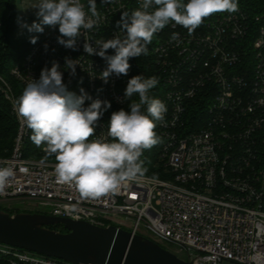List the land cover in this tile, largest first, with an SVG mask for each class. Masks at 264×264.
Returning <instances> with one entry per match:
<instances>
[{
  "label": "built area",
  "instance_id": "2783aa9c",
  "mask_svg": "<svg viewBox=\"0 0 264 264\" xmlns=\"http://www.w3.org/2000/svg\"><path fill=\"white\" fill-rule=\"evenodd\" d=\"M80 2L88 12V0ZM141 3L96 0V24L81 29L76 50L58 44V27L51 28L11 67L10 77L19 87L0 73V96L18 123L10 153L0 156V167L11 166L15 173L0 193V205L21 198L33 203L37 212L115 225L169 249L173 245L178 255L194 264H264V4L260 0H238V11L213 14L191 34L175 22L154 34V64L163 87L160 101L167 109L158 121L167 178L145 174L114 193L85 198L73 184L57 179L55 158L34 154L48 155L46 145L32 143L17 101L27 83L39 79L41 70L53 62L60 65L68 91L80 95L83 88L91 97L84 107L97 98L111 103L89 141L107 138L111 109L127 105L124 86L132 76L133 58L127 75L112 74L105 83L100 77L106 61L89 56L83 45L90 42L99 51L95 42L122 39L125 33L117 21L122 12L131 13ZM22 23L18 16V40L25 29ZM174 33L178 39H172ZM107 54L114 55V50ZM66 58L76 63L75 76L66 68ZM0 264L74 263L0 243Z\"/></svg>",
  "mask_w": 264,
  "mask_h": 264
},
{
  "label": "clouds",
  "instance_id": "9594fccd",
  "mask_svg": "<svg viewBox=\"0 0 264 264\" xmlns=\"http://www.w3.org/2000/svg\"><path fill=\"white\" fill-rule=\"evenodd\" d=\"M35 9L37 20L30 25L23 22L21 27L29 33H43L45 26L58 27L57 43L73 50L81 29H92L96 24L93 17L98 15L96 0H88V12L80 0H40ZM236 11L238 0H142L140 8L122 12L117 21L125 33L122 39L95 42L99 51L86 41L83 49L89 56L95 54L106 61L107 68L100 78L107 83L112 74L127 75L130 58L146 55L154 34L169 22L181 25L191 34L207 17ZM172 39H178V34L174 33ZM37 40L38 36H30V43ZM108 49H113L114 55H108ZM65 66L75 76L76 63L66 58ZM158 83L155 76L131 77L124 93L130 101V111L112 112L107 138L92 141L89 138L111 103L97 98L84 107L85 100L91 97L83 88L80 95L68 91L56 62L51 68H43L39 79L27 83L17 101V111L31 130L36 146L46 145L47 154L55 156L57 179L73 184L85 198H101L116 192L123 183L143 177L147 171L141 157L145 150L161 142L155 131L156 121H162L167 111L162 101L149 95ZM134 94H138V102L131 100ZM14 175L11 166L0 167V193Z\"/></svg>",
  "mask_w": 264,
  "mask_h": 264
},
{
  "label": "water",
  "instance_id": "95a60500",
  "mask_svg": "<svg viewBox=\"0 0 264 264\" xmlns=\"http://www.w3.org/2000/svg\"><path fill=\"white\" fill-rule=\"evenodd\" d=\"M0 243L74 264H194L145 235L37 211L0 209Z\"/></svg>",
  "mask_w": 264,
  "mask_h": 264
},
{
  "label": "trees",
  "instance_id": "16d2710c",
  "mask_svg": "<svg viewBox=\"0 0 264 264\" xmlns=\"http://www.w3.org/2000/svg\"><path fill=\"white\" fill-rule=\"evenodd\" d=\"M261 4H264V0H260ZM2 9V27L0 28V73L9 78L15 85L19 87L18 83L10 77L11 67L19 60H22L29 50L31 43L29 40H18L15 38L16 23L18 21L17 14V0H0ZM154 42L148 45V53L141 55L140 57H134L132 61V76L142 75L144 78L157 77L159 83L150 90L149 95L152 98L159 99L163 94V87L160 79V75L157 72V68L154 64ZM127 84L124 86V92ZM131 100L139 101L138 94H134ZM130 101L127 99V105L124 108L113 107L108 117V122L112 112L124 109H129ZM18 129V123L15 117L12 115L8 103L0 96V156H6L10 153L14 137L16 136ZM155 131L159 135L158 121H156ZM32 143H34L32 141ZM162 140L157 145L143 152L141 160H143L144 168L147 169L146 175L167 178V173L164 167V163L160 158ZM37 147V146H36ZM8 150L5 152L4 150ZM39 158H55L54 155L49 156L41 154L36 151L34 153ZM0 209H4L11 214L21 212V210L5 209L0 205ZM52 229L67 231L63 225L50 226Z\"/></svg>",
  "mask_w": 264,
  "mask_h": 264
},
{
  "label": "rangeland",
  "instance_id": "374dc122",
  "mask_svg": "<svg viewBox=\"0 0 264 264\" xmlns=\"http://www.w3.org/2000/svg\"><path fill=\"white\" fill-rule=\"evenodd\" d=\"M40 0H17V14L19 18L23 22L27 24H31L33 21L37 20L35 15L37 9L36 5H38ZM51 27L45 26L44 32L50 31ZM41 33H29L25 28L23 33L20 35L22 40H29L30 36H39ZM2 207L5 209H13V210H21V211H34V204L30 201L23 200L21 198L12 199L9 201L1 202ZM171 248L175 251L174 246L172 245ZM226 264H235V263H226Z\"/></svg>",
  "mask_w": 264,
  "mask_h": 264
}]
</instances>
